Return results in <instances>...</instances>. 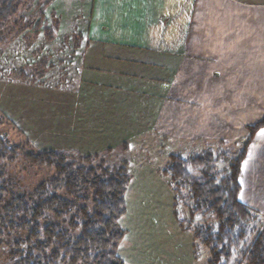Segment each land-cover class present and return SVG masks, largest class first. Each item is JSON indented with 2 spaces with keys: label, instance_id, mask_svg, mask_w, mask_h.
<instances>
[{
  "label": "rangeland",
  "instance_id": "374dc122",
  "mask_svg": "<svg viewBox=\"0 0 264 264\" xmlns=\"http://www.w3.org/2000/svg\"><path fill=\"white\" fill-rule=\"evenodd\" d=\"M16 1L17 12L0 27V139L27 150L56 149L71 159L94 154L87 151L86 140L66 127L77 114L76 106L66 98L75 96L80 88L71 82L76 79L73 69L87 35L80 5L83 0ZM229 27L201 26L197 38L200 62L193 68L186 62V68L192 70L179 85L184 90L177 96L182 107L174 105L156 114L153 105L142 108L143 100L152 97L138 91L129 111L135 115L137 127L129 134L128 150L121 142L111 144L112 149L103 146L109 144H97L100 152L92 164L102 161L113 166L126 160L131 176L125 193L126 212L118 219L126 230L116 250L124 264H208L209 253L193 238L192 229L197 224L217 228L218 222L210 214L190 219L187 192L173 191L162 169L170 153L188 157L207 150L216 157L215 169L222 177L228 159L238 154L246 139V126L263 116L264 28L248 26L247 32L234 29L231 34ZM119 113L123 119L128 115L126 110ZM154 116L161 126L150 127ZM108 137L113 140L118 135ZM1 163L6 166L8 183L20 194L31 192L52 173L48 167L27 162L22 153L14 161L6 157ZM246 166L251 171L260 168L261 175L258 180L245 177L238 198L261 205L257 209L261 221L250 224V233L232 249L227 264H246L245 252L264 221L259 191L264 185V129L254 140ZM189 171L200 176L199 167L190 166ZM19 238L24 235L0 238V264H15L9 253Z\"/></svg>",
  "mask_w": 264,
  "mask_h": 264
},
{
  "label": "trees",
  "instance_id": "16d2710c",
  "mask_svg": "<svg viewBox=\"0 0 264 264\" xmlns=\"http://www.w3.org/2000/svg\"><path fill=\"white\" fill-rule=\"evenodd\" d=\"M16 0H0V27L17 12ZM264 127L261 119L247 125V136L238 154L229 160L219 177L216 157L210 152L183 157L170 153L162 174L169 177L173 191L187 192L190 219L210 214L217 228L197 224L195 240L207 249L208 264H227L232 249L250 233V224L260 222L259 212L239 200L241 163L249 141ZM30 148L27 143L23 144ZM22 153L29 163L52 169L49 177L29 193H16L8 183L6 157L14 161ZM98 155L71 159L52 149L35 151L0 139V238L24 235L15 240L10 257L15 264H124L117 254L126 230L118 219L126 212L125 193L130 181L127 161L108 166L92 164ZM199 167L200 176L189 167ZM176 199V197H175ZM264 219V218H263ZM22 245H25L22 246ZM246 264H264V221L245 252Z\"/></svg>",
  "mask_w": 264,
  "mask_h": 264
},
{
  "label": "crops",
  "instance_id": "0c3cea01",
  "mask_svg": "<svg viewBox=\"0 0 264 264\" xmlns=\"http://www.w3.org/2000/svg\"><path fill=\"white\" fill-rule=\"evenodd\" d=\"M80 5L87 35L73 69L76 79L71 82V86L80 88L75 96L66 98L71 106H76L77 114L66 122V127L86 140L87 151L94 154L100 152L97 144H109L103 146L112 149L111 144L121 142L128 150L132 141L129 134L137 127L136 117L129 111L138 91L152 97L151 101L143 100L142 108L153 105L156 114L182 107L177 96L184 90L179 85L199 61L197 38L201 26H230L231 34L234 29L247 32L248 26L264 28V0H83ZM188 61L191 68L187 69ZM175 99L176 103L171 102ZM121 110L128 112L124 119ZM154 117L150 127L161 126ZM263 129L249 141L241 163L240 192L245 177L258 180L261 175L260 168L251 171L246 163L254 140ZM108 134L118 137L112 140ZM259 191L264 205V185ZM245 204L255 210L261 207Z\"/></svg>",
  "mask_w": 264,
  "mask_h": 264
}]
</instances>
